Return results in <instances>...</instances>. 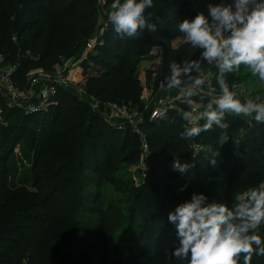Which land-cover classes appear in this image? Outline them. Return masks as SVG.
Listing matches in <instances>:
<instances>
[{
    "label": "trees",
    "instance_id": "obj_1",
    "mask_svg": "<svg viewBox=\"0 0 264 264\" xmlns=\"http://www.w3.org/2000/svg\"><path fill=\"white\" fill-rule=\"evenodd\" d=\"M98 1L0 0V49L7 61L16 66L13 78L19 85L27 86V74L32 66L47 62L55 66L62 57L73 56L82 43L94 36ZM221 2L232 0H159L158 10L146 16L151 17L150 23L157 24V31L150 33L145 28L133 38L117 35L108 21L103 35L97 38V49L89 52L79 66L80 72L88 77L87 91L106 95L110 102L141 105L142 86L137 75L141 58L148 56L153 48H161L160 76L165 81L170 76L171 63L199 59L201 50L193 49L187 42L173 46L175 40L184 39L178 24L194 18L198 12L207 15L209 3ZM44 13L46 19L40 23ZM29 51L39 53V59L31 60ZM193 75L200 74L193 72ZM237 79L234 74L226 81L230 84ZM5 120L7 124L0 122V264H91L93 260V264L100 263L96 259V242H102L106 228L100 223L89 226L84 221L85 215L103 214L94 206L99 195L84 187L92 185L90 176L74 171L72 166L89 169L88 156L101 157L105 150L115 149L119 139L123 152L115 156V162L135 165L140 160V136L130 127H121L115 133L100 112L93 113L84 98L67 88L59 89L49 111L27 114L15 108L7 111ZM225 122L229 125L226 130L214 125L210 131L201 132L199 141L207 148L195 157V165L205 177H222L224 189L219 199L231 207L235 193L264 182V123L255 121L250 125L235 114H226ZM139 127L150 146V170L143 183L128 191L144 214V222L134 237L119 242L121 254L116 264H187V260L170 255L179 240L175 225L168 221L169 212L180 204L175 195L181 193V175L172 169L173 161L193 160L188 139L180 136L184 131L183 120L171 110L166 120L147 121ZM97 129L102 134H95ZM222 133L228 136L227 142L221 139ZM238 133L242 138L236 142ZM106 138L110 140L108 144ZM21 141L27 142L34 158L33 173L28 172L33 177V190L21 182L20 186L16 181L11 182L22 173L9 161L11 152ZM213 153H219L215 167L209 164ZM65 157L70 162H60ZM93 167L90 169H97L95 164ZM66 170L75 173L65 178V184H74L75 191L68 190L60 203L49 205L50 194L56 188L46 191L45 182L52 174ZM115 172L116 166L112 169ZM257 234L264 241V224ZM253 257L252 264H264V256L253 254ZM239 264H243V256Z\"/></svg>",
    "mask_w": 264,
    "mask_h": 264
},
{
    "label": "clouds",
    "instance_id": "obj_2",
    "mask_svg": "<svg viewBox=\"0 0 264 264\" xmlns=\"http://www.w3.org/2000/svg\"><path fill=\"white\" fill-rule=\"evenodd\" d=\"M153 7V0H114L108 20L114 32L121 37H137L147 28L157 31V24L150 23L145 11ZM208 14L198 12L194 18L184 19L178 24L185 42L193 49H199V59L186 60L182 64L169 65L170 76L162 87L178 89L181 99L191 110H178L186 122L182 139L199 136L210 131L213 126L226 130V114L253 116L256 122L264 123V102L247 99L242 102L230 90L224 79L225 73L240 70L241 65L250 69L253 76L264 81V0H232L231 3L207 5ZM206 62L219 70L220 94L204 93L206 79L201 72V64ZM186 77L187 79H182ZM209 97L204 110L197 109L193 97ZM153 119H167L166 112L153 113ZM200 120L205 123L201 126ZM228 141V136L221 134ZM199 151V145L195 146ZM213 153L209 164H217ZM195 158L191 163H181L174 159L172 169L182 175L195 168ZM183 190V189H181ZM168 221L175 225L179 245L171 256L187 260V264H251L253 254L264 256V241L257 234L264 224V183L234 194L233 204L209 202L204 194H193L189 201L179 204L169 212ZM255 246V247H254ZM167 254V253H166Z\"/></svg>",
    "mask_w": 264,
    "mask_h": 264
},
{
    "label": "rangeland",
    "instance_id": "obj_3",
    "mask_svg": "<svg viewBox=\"0 0 264 264\" xmlns=\"http://www.w3.org/2000/svg\"><path fill=\"white\" fill-rule=\"evenodd\" d=\"M114 0H99L98 1V16H97V27L95 34L92 38H88L84 43L80 45L75 51V54L71 57H62L59 62V68L63 69V73H69V70L73 67H79L83 61L87 58L89 54L88 42L94 43L93 40L101 37L103 35V30L105 25L108 23V13L111 11V4ZM123 0H121V3ZM159 0H153V7L148 8L145 11V15L148 16L158 10ZM46 19V13L42 14L40 23H43ZM184 39H177L173 42V46L177 47L180 44L184 43ZM163 51L160 48L159 55L162 57L163 63ZM28 56L32 60L39 59L40 54H35L32 51L28 52ZM135 56V55H134ZM154 52L151 50L150 54L146 57H142L140 61V66L138 67V79L140 80L142 90L147 82L149 73H146V70H149V66H145V64L153 60ZM138 58L137 56L134 57ZM161 63V64H162ZM56 66V65H55ZM55 66L49 65V63H38L31 67L27 74V86L32 94L38 92L39 88L43 85L44 82L48 78H52L58 72V69ZM152 66V65H151ZM162 66L160 67V72L162 73ZM204 65L201 67V70L204 71ZM200 74V73H199ZM235 76L238 78L237 82L241 83L247 92L250 95L264 97V81H261L258 76H253L251 74L250 69L246 66L241 65L239 71L234 72ZM201 75V74H200ZM161 77V76H160ZM87 76L81 73V76L78 77V83L75 84L77 88H83L85 93L82 95L77 90L72 88L71 86L67 89L72 90L74 94L77 96L84 98L91 106L93 113H101L105 120L110 124V115L107 114V107L110 101L106 100V95L98 96L95 93L88 92L86 89V81ZM175 90V89H172ZM178 90V89H177ZM197 103V102H196ZM99 105L100 109H94L93 106ZM199 104H196L198 106ZM138 105H132V111H135ZM37 114V113H33ZM14 117L12 118V120ZM204 122V121H202ZM112 127H109L115 133L120 132V127L115 124H110ZM60 123L58 124L57 130L59 132ZM95 134H102V132L97 129ZM80 133V132H79ZM79 135V134H78ZM95 139H98L97 136H94ZM242 138V134L238 133L235 136V141L239 142ZM200 140V138H198ZM113 140V139H112ZM111 140V141H112ZM141 140V139H140ZM43 142V141H42ZM42 142L40 144H42ZM110 142L109 138L105 139V143L108 144ZM116 148L111 151L105 150L104 155L101 157L99 154L88 156V167L89 169H80L79 166L74 164V171H80V174L85 176H90L91 184H86L84 187L88 188L89 191H97L99 195L98 203H95L94 206L101 209L103 214L91 213V216H95L97 220L93 219V217L89 215L84 216V221L87 222L89 226H95V224L100 223L103 225V229H105L104 237L101 236L102 242H96V250L98 256L96 259L100 262L97 264H116L117 257L121 252L119 251V242L125 238L134 237L139 230L141 229L144 222V214L139 210L137 205L135 204L134 199L131 197L130 190L132 187L138 186L144 182L147 174L150 170V156L149 158H144V160H139V162L135 165H129L125 163L117 164L115 162V156H121L122 150L120 149L121 141L120 139L116 141ZM189 149L191 150L190 144L192 140H188ZM207 148L206 146L204 147ZM89 154V151H87ZM111 152V153H110ZM29 147L26 141H21L19 144L15 146L11 155L9 157V161L13 162V166L19 168L22 173L17 175L16 179H11V182L16 181V185L20 186L21 184L30 190H33V177L30 175L33 170L34 158L30 155ZM30 155V156H29ZM96 156V160L94 163L92 157ZM100 158V159H98ZM69 157L63 158L60 162H70L68 160ZM98 159V160H97ZM191 163V162H189ZM4 164V163H2ZM6 164V163H5ZM5 164L3 166H5ZM97 167L96 170H91L90 166ZM99 166V167H98ZM116 166V172L112 173V169ZM94 168V167H93ZM30 174H29V173ZM33 173V172H32ZM73 171L66 170L64 173H54L50 176V179H47V183L45 182L46 191L56 188L52 194H50L49 205L57 204L62 201L67 195L66 192L68 190L75 191L74 184L66 183V176H73ZM111 175L116 178V181L111 179ZM181 175V185L180 188L181 193H177L175 196L179 199L180 204L186 201H189L193 194H204L209 202H221L219 199V195L222 193L224 189V181L220 175H215L212 179L209 177H205L203 173L198 169L195 165V168L191 169L188 174ZM21 182V184L19 183ZM97 183V185L95 184ZM264 183V182H263ZM119 184V186H118ZM45 191V192H46ZM47 194V193H46ZM75 194V193H74ZM49 196V195H48ZM82 218V217H81ZM92 224V225H91ZM176 229V228H175ZM128 255H125V258ZM251 264L255 261V257H253ZM95 263L93 260L91 264Z\"/></svg>",
    "mask_w": 264,
    "mask_h": 264
},
{
    "label": "built area",
    "instance_id": "obj_4",
    "mask_svg": "<svg viewBox=\"0 0 264 264\" xmlns=\"http://www.w3.org/2000/svg\"><path fill=\"white\" fill-rule=\"evenodd\" d=\"M94 43L88 42L87 51H95L97 49V39L93 40ZM160 48H153L154 56L153 60L150 63L148 61L145 66H149V70H146V73H149L148 80L142 90L141 95V105L135 111H132V104L118 103V102H109L106 109L107 114L110 115V123L122 127H130L133 132H136L141 139V154L140 159L149 158L150 155V146L147 141V136L144 132L140 130V125L147 121H153V113L166 112V114L173 110L179 114L178 110H191L189 106L183 102L181 99V93L179 90H168L162 85L165 84V79L160 77V67L162 63V57L159 55ZM152 65V66H151ZM56 69L58 72L52 78H48L46 82L39 88L38 92L32 94L31 91L22 87L17 83L13 78V74L16 71V66L7 61L6 55L0 49V122L7 124L5 120V114L8 110L19 109L24 113L33 114V113H42L50 110L51 106L55 103V99L59 92L60 88L72 87L80 94H84L85 91L83 88L75 87L78 83V77L81 76L79 67H73L69 70V73L64 74L63 69L59 68V65L56 64ZM204 71L201 70L200 74L206 79L205 85L203 86V92L208 93L212 92L213 95H219V83L218 76L219 70L214 65L204 64ZM234 73H225L224 79ZM227 82V81H226ZM230 90L237 94V97L242 101L247 99H253L256 102H264V97H258L250 95L245 87L239 82H233L228 84ZM199 99L192 98L196 104H199L197 109L199 111L204 110L205 100L209 99L206 95L197 96ZM101 106H93L94 109H100ZM253 116H242L250 125L255 122ZM200 120L199 124H202ZM186 122L183 121V128H185ZM199 136L189 138L192 140L191 151L193 157L195 158L200 154L205 145L199 141ZM196 145H199V151L196 149ZM206 149V148H205Z\"/></svg>",
    "mask_w": 264,
    "mask_h": 264
}]
</instances>
